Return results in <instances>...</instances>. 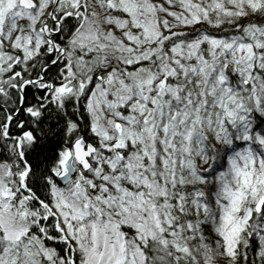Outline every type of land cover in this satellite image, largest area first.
Segmentation results:
<instances>
[{"label": "snow or ice", "instance_id": "1", "mask_svg": "<svg viewBox=\"0 0 264 264\" xmlns=\"http://www.w3.org/2000/svg\"><path fill=\"white\" fill-rule=\"evenodd\" d=\"M0 264H264V0H0Z\"/></svg>", "mask_w": 264, "mask_h": 264}]
</instances>
